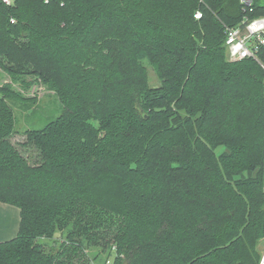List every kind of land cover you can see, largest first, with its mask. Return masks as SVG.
Wrapping results in <instances>:
<instances>
[{
	"label": "trees",
	"instance_id": "16d2710c",
	"mask_svg": "<svg viewBox=\"0 0 264 264\" xmlns=\"http://www.w3.org/2000/svg\"><path fill=\"white\" fill-rule=\"evenodd\" d=\"M206 3L0 4V69L12 79L0 85V201L21 215L0 264L261 263L264 69L228 59L240 1ZM254 7L264 14V0ZM169 56L186 68L170 73ZM37 81L63 110L25 130L30 159L11 141V102Z\"/></svg>",
	"mask_w": 264,
	"mask_h": 264
},
{
	"label": "rangeland",
	"instance_id": "374dc122",
	"mask_svg": "<svg viewBox=\"0 0 264 264\" xmlns=\"http://www.w3.org/2000/svg\"><path fill=\"white\" fill-rule=\"evenodd\" d=\"M156 57L161 59V57H164V55H160L157 52ZM142 62L146 66L149 75V79H150L149 85L154 88L161 87L164 80L158 76V72L149 62V59L146 58ZM161 62L162 63L165 62L167 64L166 69L168 67L170 73L174 71L177 68V66L186 68L185 65L179 62L178 58H173V56L171 57L169 56L168 58H163ZM168 78L170 79V77ZM185 80L186 79L184 77L182 81L184 82ZM11 81H12L11 77L0 69V85ZM198 82H199V76L195 75L194 78H192L191 84L192 86L196 84L198 85ZM201 84L200 86H202ZM15 86L20 91L22 90L19 83H16ZM185 88H191V85H188ZM23 92L27 100L18 99L15 100V102H11L12 106L15 109V114H16L15 129H17L18 131V133L11 138V141L17 146V148L25 156L30 158L31 156L33 157L34 155L33 148L27 146L24 147L22 145V143L26 141L25 130L30 128L41 129L46 125L47 122L56 119L61 114L63 110V106L60 103L59 99L56 97V95H54L53 92L48 90L42 81H37L33 86H31L27 90H24ZM167 103H168L167 108L169 110V113L172 114L173 111H175L174 110L176 106L175 100L173 101L168 100ZM262 248L264 249V244H262ZM113 257L114 255L111 257V260L113 259ZM260 264H264V255L262 257Z\"/></svg>",
	"mask_w": 264,
	"mask_h": 264
},
{
	"label": "built area",
	"instance_id": "2783aa9c",
	"mask_svg": "<svg viewBox=\"0 0 264 264\" xmlns=\"http://www.w3.org/2000/svg\"><path fill=\"white\" fill-rule=\"evenodd\" d=\"M18 0H0V4L12 7ZM51 0H45L49 3ZM63 2V0H61ZM242 6L243 18L236 26L225 25V45L230 61L253 59L264 69V14L252 15L255 12L254 0H239ZM201 6L206 7V0H198ZM196 19L203 17V11L198 9L194 13ZM108 264H111L109 261Z\"/></svg>",
	"mask_w": 264,
	"mask_h": 264
},
{
	"label": "crops",
	"instance_id": "0c3cea01",
	"mask_svg": "<svg viewBox=\"0 0 264 264\" xmlns=\"http://www.w3.org/2000/svg\"><path fill=\"white\" fill-rule=\"evenodd\" d=\"M21 221L18 206L0 201V242L15 238Z\"/></svg>",
	"mask_w": 264,
	"mask_h": 264
}]
</instances>
